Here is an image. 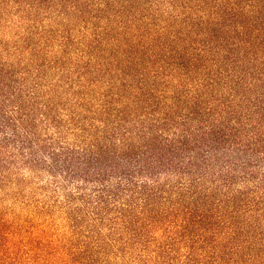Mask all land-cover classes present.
Listing matches in <instances>:
<instances>
[{
  "label": "trees",
  "instance_id": "16d2710c",
  "mask_svg": "<svg viewBox=\"0 0 264 264\" xmlns=\"http://www.w3.org/2000/svg\"><path fill=\"white\" fill-rule=\"evenodd\" d=\"M0 7V183L47 175L69 232L0 264H264V0Z\"/></svg>",
  "mask_w": 264,
  "mask_h": 264
},
{
  "label": "rangeland",
  "instance_id": "374dc122",
  "mask_svg": "<svg viewBox=\"0 0 264 264\" xmlns=\"http://www.w3.org/2000/svg\"><path fill=\"white\" fill-rule=\"evenodd\" d=\"M2 13L3 42L0 47L11 48L7 40H13V29L8 22L13 20L12 9L0 7ZM4 44V45H3ZM2 60H13L14 55L5 51ZM62 197H57L49 185L47 175H39L29 169L15 173L12 171L4 183H0V230L14 240L28 239L58 242L68 235L65 215L61 211Z\"/></svg>",
  "mask_w": 264,
  "mask_h": 264
}]
</instances>
